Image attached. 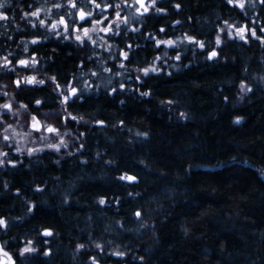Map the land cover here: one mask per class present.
I'll use <instances>...</instances> for the list:
<instances>
[{
    "label": "trees",
    "instance_id": "obj_1",
    "mask_svg": "<svg viewBox=\"0 0 264 264\" xmlns=\"http://www.w3.org/2000/svg\"><path fill=\"white\" fill-rule=\"evenodd\" d=\"M0 3L7 16L0 20V59L15 62L30 52L37 63L29 74L49 77L16 88L3 71L0 81L27 112L75 135L68 154L15 155V166L0 167V217L7 222L0 246L15 264H264V44L225 35L215 42L225 21L255 22L264 37L259 0H246L243 9L228 0H157L155 9L164 11L123 30L108 56L50 30L64 1ZM37 9L38 43L26 44L23 55L25 13ZM152 35L178 38L180 45L165 52ZM188 36L205 47L186 44ZM119 49L127 50V60ZM213 50L218 56L208 59ZM109 57L126 66L115 69L120 77L130 68L156 71L125 81L128 89H119L116 77L115 92L91 90L69 100L65 120L50 77L65 87ZM241 83L251 91L238 99ZM123 174L137 179L122 180ZM46 229L52 234L43 235ZM25 246L35 251L21 256Z\"/></svg>",
    "mask_w": 264,
    "mask_h": 264
},
{
    "label": "rangeland",
    "instance_id": "obj_2",
    "mask_svg": "<svg viewBox=\"0 0 264 264\" xmlns=\"http://www.w3.org/2000/svg\"><path fill=\"white\" fill-rule=\"evenodd\" d=\"M130 1H134V0H127V4H125L123 2V0H111V2H109L108 0H105L102 2V5L104 3H111L113 6L116 4H120V9H118V10L121 11L122 17L128 18L127 23H121V22L116 20L114 12L117 9H115L114 7L109 8L106 11L102 10V9H95V8H92L90 4H87V0H84V4L82 5V7H85L86 11H92L94 18L103 20L104 17H108L109 18L108 22L114 24L113 32L118 31L121 34L123 30H126L129 28V26L131 25V23L134 22V20L140 21V18H138L135 15V12L132 10L130 11L128 9L127 6H128V2H130ZM156 2H157V0H156ZM242 2L245 4L246 0H242ZM67 4H68V0H66V5ZM155 5H156V3H155ZM155 5L152 4L151 0H148V7H149L148 12L149 13L154 11V10L156 11ZM232 5H235V4H232ZM67 10H68L67 11L68 17H71L74 19V15H70V13H75V11L70 10V9H67ZM39 17H40V14L38 17L29 15L26 17V20L29 21L31 23V25H33V24H35V20H37ZM68 17H65V19L67 20ZM250 24L252 26L247 25L249 30L252 28H255L253 26V24H256L255 22H250ZM229 25H231L232 27L229 28ZM105 26H107L106 23H102L99 25H92L90 22L87 23V27L90 29V34L92 35L93 39H95L97 41L96 45H92L91 42H89L90 46L91 47L97 46L98 49H100V51H102L103 56H108V54L111 53L113 45H114L113 43L110 42V38L115 39L117 36H113V35H110L108 33L106 35L103 34V32H101L99 29H101L102 27H105ZM139 26L140 25H138L137 28H139ZM243 26H245V24L236 25V24L224 23L223 26L219 28L217 37L219 36L220 40H221L223 35H225V37L235 36V37L239 38V36L236 33V28L237 27H243ZM93 28L95 29V31H92ZM137 28H135V29H137ZM221 29H223V31H221ZM58 30L61 32V35L64 33L63 26H61ZM228 32H231V36L228 35ZM71 35L74 36L75 34L71 33ZM101 37H103V39H101ZM152 37H154V36L152 35ZM246 37L247 38L252 37L250 31H248L246 33ZM216 39H215V42H216ZM156 40L164 41V40H169V39L155 38V41ZM171 40H173L175 42L174 45H172V46H168L166 44H161V46L164 47L165 52H167L170 47H174V46L178 47L180 45V41H181L180 39L175 38V39H171ZM184 42L186 44L190 43L188 41V39H185ZM121 50L127 52V50H125V49H119L118 53H120ZM208 55H209V53H208ZM176 57L175 56L172 57L171 58L172 61L169 62V64H168V66L171 67L172 69L178 67L176 62L179 59H177ZM107 61L109 64L107 63ZM113 62H114V66L112 67L111 63H113ZM100 64H101V66H100ZM100 64L97 66H91L90 68H87L85 76H81V74H79L78 76H75V77H77V79L75 78L76 81L74 80L72 82H69L65 87H60V89L55 88L56 93L60 97L59 98V111L62 114L65 115L66 107H65V104L62 103L63 96L61 95V93L68 95L71 87H76L79 90V92L82 93L83 95L89 93L91 90L96 91L99 89H110V92L112 93L113 88H111L110 86L112 84V81L116 77H120L119 73L117 72L118 73L117 74L115 69L121 68L120 67L121 62H117L114 59V57H109L108 59H106V61H104ZM0 67H2V65H0ZM28 67H24V69L28 68ZM104 68H110L111 71H104L103 70ZM146 68H148L150 71L154 67H146ZM3 71H4L3 69H0V73H3ZM92 72H96L97 75L92 76L91 75ZM16 74H17V72H16ZM28 75L31 76V74H28ZM140 75H144V73L142 71H140V69L130 68V73H127V75H125V77H120L121 81L118 84L123 83L125 85L124 88L128 89L130 86L125 81L129 82L130 80H132V78H134V80H137L136 77L137 76L140 77ZM87 76L89 79L86 78ZM26 77H27L26 74L20 72L14 79H12L13 80V86L16 87L14 81L17 79H20L21 84H23V85H30V84H26L24 82V79ZM42 78L44 80L49 79L48 76H44ZM42 78H36V79L40 80ZM79 81H82V82L79 83ZM85 82H87V84H85ZM241 84L239 86L240 94H239L238 99H242V97H244L249 92L248 89H250L249 86H247L245 83H243L244 90L242 91L241 90ZM88 85H91V87H88ZM7 88L8 87H6V85H4V83L2 81H0V105L4 104L5 102H9L13 106L12 112H5V110L3 108H0V153H6L7 154V155H0V161L4 162L3 164H0V167L3 166L4 164L8 163V161L11 160L13 158V156H15V155H17V156H23V155L30 156V155L42 152L44 150H52V151H54L60 155H63L64 152L68 154V152L71 151L72 143H74L75 135L72 134L71 132H69V130L67 128L56 127L54 124L46 121L45 119H43L41 117H37V116L36 117L40 121V124L42 127H41V131H39V132L34 131L31 128V117L34 115L27 112V108L26 109L22 108L21 105H23V104L15 101L13 99L11 92L7 91ZM119 89H121V88H119ZM5 92L7 93V95H4ZM73 98H77V97L70 96L69 100H71ZM13 113H16V114H13ZM65 117H66V115H65ZM9 124L12 125L11 128H8ZM48 125L56 127L58 129V132L53 134V133H48V132L44 131L43 129ZM5 129H7V132H5ZM4 135H8L10 137V140L7 142L4 141V139H3ZM61 139H63L64 144L60 143ZM50 144L58 145L60 150L56 151L52 148L47 147V145H50ZM17 147H19L21 149L20 152L15 151V149ZM29 149L33 150L31 154H29V151H28ZM73 149H75V148H73ZM125 175L126 174H123L121 176H125ZM125 180H127V179H125ZM1 257H4L2 252H0V258ZM6 260H7V257H4V262H6Z\"/></svg>",
    "mask_w": 264,
    "mask_h": 264
},
{
    "label": "snow or ice",
    "instance_id": "obj_3",
    "mask_svg": "<svg viewBox=\"0 0 264 264\" xmlns=\"http://www.w3.org/2000/svg\"><path fill=\"white\" fill-rule=\"evenodd\" d=\"M123 2L125 4H127V0H123ZM151 2H152L153 5H155L156 0H151ZM259 2H260L261 5H264V0H259ZM135 3L137 5H139V7L136 9L137 12H140L141 9H143L144 13L149 11V8L145 5V0H135ZM228 3L229 4H235V6L241 8V9H243L245 7V4L242 2V0H228ZM68 4H69L70 8L74 9V10L77 9V7H78L77 0H68ZM87 4L95 5L96 9H101L102 7H103V9H109V8H113L114 7L115 9H117L114 12L116 20L121 22V23H127L128 22V18L127 17H122L121 16V11L118 10V9H120V4H116V5L113 6L110 3H104L103 6H102L100 3H97V0H87ZM54 7L57 8V9H60V8L63 7V5L60 4V3H56L54 5ZM180 7H181L180 4H176L175 5V8H177V9H179ZM0 8H5V4L4 3H0ZM156 11L162 12V11H164V9L163 8H157ZM39 12H40V9H37L36 11L30 12V13H25V17H27L29 15L38 17L39 16ZM141 14H143V13H141ZM70 15H74V19L72 20L71 24H69V22L65 19L64 16H61L57 21H54L50 25H48L50 30H52L56 36H61V32L58 29L61 26H63V30H64L65 35L62 36V39H64V40H68V39L74 38V40L76 42H78V44L81 45V46L86 45L87 42H91L92 45H96L97 44V41L95 39H93L92 35L90 34V29L88 27H84L83 24L77 25L76 24V19H78L79 21L83 22L84 24L89 23V22L92 25H99V24H102V23H106L107 26L102 27L101 29H99L101 32L108 33V34L113 35V36H119L120 35V32H118V31L117 32H113L114 24L108 22V20H109L108 17H104L103 20L94 18L93 17V12L92 11H86L85 7H80L78 11H76L75 13H70ZM23 18L24 17H22V19ZM6 19H7V16L4 14V12H0V20H6ZM225 23L227 24V21H225ZM45 24H46V21L44 19H40L39 20V25L40 26H44ZM32 27L35 28L36 24H33ZM231 27L232 26L229 25V28H231ZM92 31H95V29L93 28ZM160 31L163 32L164 29L161 28ZM221 31H223V29H221ZM248 31L251 32V36L252 37L260 40L261 43L264 44V37L258 36L257 35V30L255 28H252V29L249 30L247 25H245L243 27H237L236 28L237 35L239 36V38L241 40H244L245 42H247L246 33ZM260 31L264 32V28H261ZM70 33L75 34V35L74 36L69 35ZM228 35L231 36V32H228ZM101 39H103V37H101ZM187 39H188L189 42L197 43L200 48H204L205 47L203 42L196 41L195 38L192 37V36H188ZM32 43L36 44V43H38V40L37 39H33ZM155 43H156V46L159 47L161 44H166L168 46H172V45H174L175 42L173 40L169 39V40H164V41L156 40ZM216 43L217 44L221 43V40H220L219 36L216 39ZM128 47L130 48L131 45H128ZM24 51L25 52L28 51L27 47H25ZM119 55L123 56L125 60H127L129 58L128 53L125 52V51H121L119 53ZM217 56H218V53L215 50H213V51H211L209 53L208 59H212L213 57H217ZM176 58L180 59L179 54L177 55ZM88 59H91V57H89ZM157 59H159V57H157ZM16 63H18L20 66L28 67L30 62H29L28 59H19V60L16 61ZM31 63L33 65H35L37 63V61L33 58L31 60ZM81 63H83V61ZM10 64H12V61L9 60L7 57H4V66L6 67L7 65H10ZM120 67L121 68H125L126 66L121 63ZM103 70L104 71H111L110 68H104ZM151 70L152 71H156L155 68H152ZM140 71H142L145 76H147L149 74V69L148 68H142V69H140ZM91 75L92 76H96L97 73L96 72H92ZM50 79L55 84V88L56 89H60L61 85L56 82V80H57L56 76H51ZM136 79L139 80L140 77L137 76ZM24 82L26 84H39V85L45 84V80H43V79L37 80L35 76L26 77L24 79ZM14 83H15V85L17 87H19L20 84H21V80L17 79V80L14 81ZM85 84H87V82H85ZM88 87H91V85H88ZM124 87H125V85L123 83H121L119 85V88H121V89H123ZM116 90H117L116 88H113L112 92H115ZM241 90L242 91L244 90L243 83L241 84ZM248 91H251V89H248ZM4 95H7V93L5 92ZM61 95L63 96L62 103L65 104V105L68 104L70 96L77 97L79 99H84L83 94L80 93L79 90L76 87H71L70 90H69V94L68 95H65L63 93H61ZM142 95H149V93L145 92V93H142ZM35 103L37 105H39V104H41V101L39 99H37L35 101ZM21 107L26 109L27 105H21ZM0 108H3L5 110V112H12V110H13V106L9 102H5L4 104L0 105ZM13 114H16V113H13ZM68 115L70 116L71 113H68ZM181 115H183V113ZM71 119L72 120H76V117L72 116ZM65 120H67V117H65ZM96 122L99 123V124H103L104 123V121H100V120H98ZM236 122L239 123V118H237ZM11 127H12V125L9 124L8 128H11ZM41 127L42 126L40 124V121L37 119V117L36 116H32L31 117V128L34 131L39 132V131H41ZM43 130L48 132V133H53V134L58 132V129L56 127L51 126V125L46 126ZM5 132H7V129H5ZM3 139H4V141L7 142V141L10 140V137L8 135H4ZM60 143L64 144L63 139H61ZM47 147L52 148V149H54L56 151L60 150L59 146L55 145V144L47 145ZM15 151L20 152L21 149L19 147H17L15 149ZM28 151H29V154H31L33 150L29 149ZM0 155H7V154L6 153H0ZM3 163H4L3 161H0V164H3ZM8 163L9 164H13V166H15V164L11 160H9ZM120 179H122V180L123 179H127L128 181H135L137 178L135 176H132V175H125V176H121ZM99 203L100 204H104L105 200L101 199L99 201ZM28 210L32 211L33 209L29 208ZM135 215L137 217H139V216H141V213L139 211H137L135 213ZM0 226L7 227V222H6V220L3 217H0ZM51 234L52 233L50 232V230H47V229L44 232V235H51ZM29 243H31V242L29 241ZM79 247H82V245H80ZM97 247H100V245H97ZM34 251H35L34 248L25 246L24 248H22L20 250V255L24 256L25 253H31V252H34ZM0 252L3 253L4 257H7L6 262H0V264H15V262L12 259V257L9 255V253L7 251H4L3 247H0ZM45 254H47V253H45ZM114 255L123 256L124 253L123 252H116V253H114Z\"/></svg>",
    "mask_w": 264,
    "mask_h": 264
},
{
    "label": "flooded vegetation",
    "instance_id": "obj_4",
    "mask_svg": "<svg viewBox=\"0 0 264 264\" xmlns=\"http://www.w3.org/2000/svg\"><path fill=\"white\" fill-rule=\"evenodd\" d=\"M2 0H0V2H1ZM48 1H51V0H48ZM54 1H64L65 2V9H64V14H61L60 15V17L61 16H64V17H68V15H67V9H70V10H73V11H78L79 10V8L80 7H82V5L84 4V0H77V5H78V7H77V9H71L70 8V6H69V4H67L66 5V0H54ZM103 1H105V0H97V3H100L101 5H102V2ZM109 2H111V0H108ZM111 4V3H110ZM91 5V4H90ZM145 5L148 7V0H145ZM103 6V5H102ZM91 7L92 8H95V5H91ZM128 9L131 11H134L135 12V15L138 17V18H142L143 16H145L148 12H146V13H144L143 12V9H141V11L140 12H137L136 11V9L139 7V5H137L136 3H135V0L134 1H130V2H128ZM149 8V7H148ZM96 9V8H95ZM102 10H107V9H103V7L101 8ZM30 12H33V11H29V13ZM141 13H143V14H141ZM59 17V18H60ZM72 20H73V18H71V17H68L67 18V21L69 22V24H71V22H72ZM26 24H27V26H28V36H27V39H25V38H21V41H22V44L24 45L23 46V48L22 49H25L24 47L26 46V44H28V46L30 45V44H33L32 43V40L33 39H35V37H34V31H35V28L34 27H32V25H31V23L29 22V21H27L26 20ZM76 24L77 25H80V24H83V26L84 27H87V23L86 24H84L83 22H79L77 19H76ZM138 24H139V20H134V22L133 23H131V25L129 26V28L128 29H126V31L127 30H135V28H137L138 27ZM103 34H107V33H104L103 32ZM26 36V35H25ZM110 42L111 43H113L114 44V39H111L110 38ZM88 44H89V42H87ZM15 46H16V43L14 44ZM17 45H19L20 46V44H17ZM94 47V46H93ZM97 49H98V47L97 46H95ZM16 48H17V46H16ZM18 49H19V47H18ZM115 50V44L113 45V48H112V51H111V53L114 55V51ZM121 51H123V50H121ZM27 54V52H25L24 50H23V55H26ZM28 57H16L17 59L15 60V62H13L12 60V64H10V65H7L6 67L4 66V61H3V57L1 56V59H0V65H2V67H0V69H3L4 71H8V72H10V74L12 75V77L13 78H15L20 72H22V73H25L26 74V72L29 74V72H30V70H32L33 69V67H34V65L31 63V60L34 58L33 56V54L32 53H30V52H28ZM19 59H28L29 60V67L28 68H25L24 69V67L23 66H20L18 63H16V61L17 60H19ZM120 59H122V61L124 60V57L123 56H120ZM3 63V64H2ZM14 63V64H13ZM108 63V62H107ZM109 64V63H108ZM111 64H114V62L113 63H111ZM16 72H17V74H16ZM31 76H32V74H31ZM86 78H88V76L86 77ZM89 79V78H88ZM87 79V80H88ZM86 80V79H85ZM16 88H17V86H16ZM0 262H4V257H1L0 258Z\"/></svg>",
    "mask_w": 264,
    "mask_h": 264
},
{
    "label": "water",
    "instance_id": "obj_5",
    "mask_svg": "<svg viewBox=\"0 0 264 264\" xmlns=\"http://www.w3.org/2000/svg\"><path fill=\"white\" fill-rule=\"evenodd\" d=\"M77 20H78V19H77ZM78 21H79V20H78ZM79 22H81V21H79ZM44 232H45V231H43V235H44Z\"/></svg>",
    "mask_w": 264,
    "mask_h": 264
}]
</instances>
